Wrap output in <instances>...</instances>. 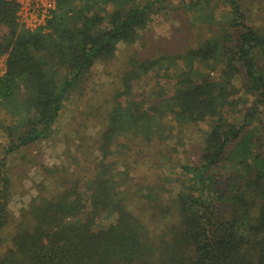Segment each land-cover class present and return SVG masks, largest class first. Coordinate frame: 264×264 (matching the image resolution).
<instances>
[{
	"label": "trees",
	"instance_id": "16d2710c",
	"mask_svg": "<svg viewBox=\"0 0 264 264\" xmlns=\"http://www.w3.org/2000/svg\"><path fill=\"white\" fill-rule=\"evenodd\" d=\"M255 1L55 0L28 30L18 4L0 0V264H264V0ZM161 10L185 15L193 45L131 50L145 49ZM121 45L131 49L103 111L85 113L98 131L79 137L66 164L37 163L39 180L12 213L13 178L25 176L16 156L52 138L66 102ZM170 67V93L136 84ZM187 131L196 157L180 163L172 152Z\"/></svg>",
	"mask_w": 264,
	"mask_h": 264
},
{
	"label": "rangeland",
	"instance_id": "374dc122",
	"mask_svg": "<svg viewBox=\"0 0 264 264\" xmlns=\"http://www.w3.org/2000/svg\"><path fill=\"white\" fill-rule=\"evenodd\" d=\"M178 0H174L176 3ZM256 3L255 0H248L249 7L256 8L255 5L251 3ZM179 17H169L167 10H161L155 15L151 16L148 29L144 35L145 49L141 48L139 45H135L130 48H125L123 45L119 47L117 57L118 59L111 63L110 65L96 64L92 73L87 76L83 84V93L81 95L76 94L81 89L71 96V99L66 102L58 120L56 127L54 128L52 138L48 140L41 141L37 145H33L28 149H24L22 154L25 159H20V156H16V170L24 169V178L20 175H16L13 178L14 192L9 203V209L12 213L16 214L19 208L28 202V195H21V189H28L30 182L32 180L38 181L39 174L37 170V163L42 160L45 164L51 165L55 164H66L67 163V150H70L74 154L77 141L82 134H91L94 136L99 127V119H90L89 121L84 120L88 111H93V106L101 105L100 111H103V101L104 97L108 95L111 88H114L115 75L117 74L118 67L125 54L128 50L139 51L141 54L146 52V55H155L158 52L179 54L186 47L192 46L195 42L196 35L195 32L191 30L188 32L185 27L186 23L183 22L185 15L180 13ZM175 29L179 32L176 33ZM5 30L3 29L2 32ZM139 44V43H138ZM181 63V61H179ZM4 68V57L0 59V72ZM175 71L173 68L168 70L163 69L160 72H152L143 77L137 85L141 86V90L149 91L156 88V83L161 84V87L165 92L170 93L172 91V76ZM114 85V87H113ZM84 123V125H83ZM94 126L86 128L89 124ZM98 125V126H96ZM203 128V127H202ZM187 139L184 140V145L182 148H178L177 153H173V159L179 161L180 163H186L194 161L196 155L194 154L195 148L193 147L196 138L192 135V132H186ZM1 141V140H0ZM173 141V140H171ZM81 142V141H79ZM173 143V142H171ZM194 150V151H193ZM27 160H31L28 163ZM229 168L226 163L222 164L218 168V173H227ZM22 175V174H21ZM175 188L178 186L174 185ZM27 194V193H26Z\"/></svg>",
	"mask_w": 264,
	"mask_h": 264
},
{
	"label": "built area",
	"instance_id": "2783aa9c",
	"mask_svg": "<svg viewBox=\"0 0 264 264\" xmlns=\"http://www.w3.org/2000/svg\"><path fill=\"white\" fill-rule=\"evenodd\" d=\"M18 4L17 20L28 30L43 26L51 17L55 0H14ZM4 72L1 70L0 75Z\"/></svg>",
	"mask_w": 264,
	"mask_h": 264
}]
</instances>
